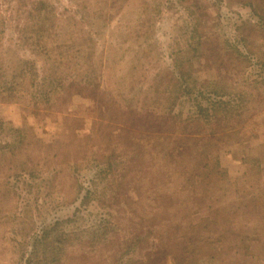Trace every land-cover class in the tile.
I'll return each mask as SVG.
<instances>
[{
    "label": "rangeland",
    "instance_id": "374dc122",
    "mask_svg": "<svg viewBox=\"0 0 264 264\" xmlns=\"http://www.w3.org/2000/svg\"><path fill=\"white\" fill-rule=\"evenodd\" d=\"M211 82L240 117L169 161L196 129L149 113ZM190 238L195 264H264V0H0V264H140Z\"/></svg>",
    "mask_w": 264,
    "mask_h": 264
},
{
    "label": "trees",
    "instance_id": "16d2710c",
    "mask_svg": "<svg viewBox=\"0 0 264 264\" xmlns=\"http://www.w3.org/2000/svg\"><path fill=\"white\" fill-rule=\"evenodd\" d=\"M38 3L41 2L38 1ZM174 81L176 82V84H178L179 82L177 79H175ZM209 85H210L209 88L205 87L206 88L205 90L202 89L200 92L198 91L194 101H192L190 104L191 107L189 106L191 110H189V112L187 113H183L184 111L175 112V110L178 108V103L177 104L175 103L172 107L170 106L171 109L168 108L165 113L164 112L160 114L149 113V116L153 117L155 121L159 122L157 124H161V126L164 125L165 127H167V129H169L168 132L165 131L166 129L164 130L165 133H167L168 135L169 134L173 135L174 129H176V127H180L181 129L188 127L196 129L193 134L196 136L197 139L189 138L186 141H181V143H178L176 140L175 141L171 140L175 145L173 144L174 146L172 148L169 147L164 148L163 153L165 156L170 157V158H166L169 161L174 162V160L178 161L179 159L180 160L182 159L183 161L186 158H192L193 154H195L197 151L198 154H203L205 158L208 159L211 153V149H214L216 147V144H218L219 139L217 137L224 138L228 136L227 132L229 128L225 127V131H223L224 128L223 129H218V128L221 127L223 124L225 126V124H227L226 122L233 121L237 116L240 117V115L237 114L235 108L231 106L229 102H225L213 96L212 93H216L215 83L211 82L209 83ZM200 86L204 87L205 84H201ZM206 128H207V132L203 133V130ZM222 131L223 133H220ZM198 134H203L205 136L204 139L202 140L199 139L197 137ZM146 136H150L146 138L145 143L147 144L152 142L156 138L154 134L146 135ZM129 138L130 137H128V139ZM157 139H163V138L158 137ZM165 139H168L166 143H168L170 140V138H165ZM138 146L140 147L134 148V153H137V151L142 150V148H144L141 145ZM136 155H138V153ZM215 163H216L215 167L217 166L219 170L218 160L217 162L215 160ZM215 167H213L212 170ZM217 168H215L216 175L219 174ZM192 170L193 171H191L190 174H186L184 178H181V176L184 174L180 173L181 175L179 177V180L182 181L183 185L186 182L197 183L200 180H201L200 183L205 182L207 178L205 177L206 175L205 174L199 175L198 172L203 173L202 172L203 170H207L206 166H201L200 163V165L198 166L196 165V169H192ZM208 175L209 174H207V176ZM193 197H194V193H193ZM177 230H180V228L177 227ZM171 243L178 245V242L175 238L172 240ZM171 243L168 246H163V248L160 250L158 255L154 257L150 255L151 257L149 256L148 261H143L140 264H149V263L150 264H195L194 263L195 256L199 248H196V246L193 245L194 244L193 239L190 238L189 241L186 240L185 242H183V248L181 249L182 254L181 252H177L176 250L175 253L171 252L174 248L171 246ZM186 244L190 245L189 248L186 247ZM171 255L174 256V258L171 259L170 257Z\"/></svg>",
    "mask_w": 264,
    "mask_h": 264
}]
</instances>
